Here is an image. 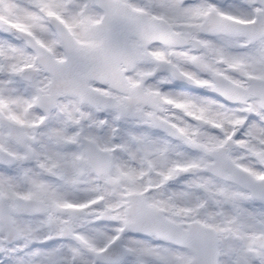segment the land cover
<instances>
[{
    "label": "snow or ice",
    "instance_id": "1",
    "mask_svg": "<svg viewBox=\"0 0 264 264\" xmlns=\"http://www.w3.org/2000/svg\"><path fill=\"white\" fill-rule=\"evenodd\" d=\"M0 264H264V0H0Z\"/></svg>",
    "mask_w": 264,
    "mask_h": 264
}]
</instances>
